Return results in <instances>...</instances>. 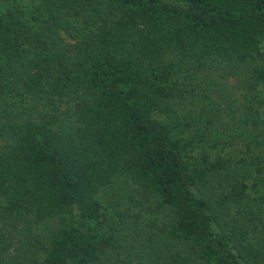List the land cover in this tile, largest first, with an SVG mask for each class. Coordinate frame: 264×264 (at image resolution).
I'll return each instance as SVG.
<instances>
[{
	"label": "trees",
	"instance_id": "trees-1",
	"mask_svg": "<svg viewBox=\"0 0 264 264\" xmlns=\"http://www.w3.org/2000/svg\"><path fill=\"white\" fill-rule=\"evenodd\" d=\"M0 264H264V0H0Z\"/></svg>",
	"mask_w": 264,
	"mask_h": 264
},
{
	"label": "rangeland",
	"instance_id": "rangeland-1",
	"mask_svg": "<svg viewBox=\"0 0 264 264\" xmlns=\"http://www.w3.org/2000/svg\"><path fill=\"white\" fill-rule=\"evenodd\" d=\"M8 238H10V236Z\"/></svg>",
	"mask_w": 264,
	"mask_h": 264
}]
</instances>
